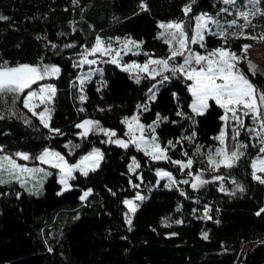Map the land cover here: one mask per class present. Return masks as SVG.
Returning a JSON list of instances; mask_svg holds the SVG:
<instances>
[{
    "label": "trees",
    "instance_id": "16d2710c",
    "mask_svg": "<svg viewBox=\"0 0 264 264\" xmlns=\"http://www.w3.org/2000/svg\"><path fill=\"white\" fill-rule=\"evenodd\" d=\"M225 8L233 12L223 0H0V16L7 17L0 19V66L60 69L50 80L56 89L50 128L24 107L23 93L0 95V154L27 166L42 165L37 157L45 150L60 153L70 164L94 147L103 154L95 171L87 176L76 172L64 191L54 169L39 196L16 182L0 184V264H264V184L252 175V161L264 155L259 151L264 132L247 130L259 132V121L242 116L244 127H233L221 119L225 111L212 100L203 115H195L191 81L179 72L166 73L169 78L155 99L148 92L156 78L143 76L137 83L108 62L100 77L77 83L75 59L97 37L104 43L124 38L140 43L139 53L125 61L167 59L170 50L159 37L160 23H182L190 37L196 17L206 15L226 26L224 36L206 33L194 49L201 54L217 48L241 53L238 68L264 89V78L248 69L242 50L264 40V0L252 4L250 11L256 14L247 25L221 11ZM233 20L241 25L229 26ZM135 113L145 128L153 125L169 160H152L130 143L123 119ZM157 114L158 126L153 124ZM84 120L99 121V127L116 132L111 141L120 139L129 146L110 142L98 130L82 137L76 125ZM224 129L226 146L236 141L243 155L232 168L214 170L207 160ZM17 153L30 158L23 160ZM133 158L139 164L134 173L129 170ZM189 158L190 168L171 162ZM158 170L179 179L199 175L208 183L167 186ZM137 194L143 199L129 213L124 201Z\"/></svg>",
    "mask_w": 264,
    "mask_h": 264
},
{
    "label": "snow or ice",
    "instance_id": "6c2138e0",
    "mask_svg": "<svg viewBox=\"0 0 264 264\" xmlns=\"http://www.w3.org/2000/svg\"><path fill=\"white\" fill-rule=\"evenodd\" d=\"M259 0H249V3L255 4L258 3ZM73 3H78V0H73ZM224 4H236V0H223ZM185 14L191 11V7L186 6ZM221 11L227 12L228 9H221ZM259 11V9H257ZM256 13L253 11H239L238 16L245 21V25H247L249 21L250 15H255ZM261 15H264V12H261ZM0 19H7V17L0 16ZM196 31L193 36L190 38L184 31V26L182 23L174 22L168 24H161L160 27L163 29H174L175 32L169 33L172 40H175L178 44V47L175 49H171V55L167 59H152L144 63L143 65L133 63L131 65L125 66V71H130L132 69H137L141 72L148 73L153 79L157 75H162L163 72L170 71L173 75L177 72L183 73L188 80L193 81L190 91L193 96V102L190 105L191 111L195 115H203L204 112L209 107V101H215L217 105L225 110V115L221 117L222 120L227 121L228 119H232L238 122L241 128L244 127L243 120L241 116H251L253 121H259V132L257 135H260L261 132H264V89H258L256 85H254L248 77L238 68V64L241 61V57L238 56L235 52H232L226 48H217L208 53V55H199V54H189L185 55V51L187 49L188 43L195 44L198 41L204 40V31L207 30L211 32V29L208 28L209 21L212 23H216L215 20H211V18H206L205 16L196 17ZM237 23L236 20L231 22L232 25ZM242 25L241 27H243ZM177 33L179 36L177 37ZM216 35L224 36V32L221 31L219 33H213ZM163 36L164 34L161 33ZM250 39H255V37H246ZM260 39H264V36H261ZM166 43L169 41L166 39ZM129 44L135 45L137 48L140 46L135 41L128 40L125 43V48ZM73 45H66V47H72ZM203 47V44H201ZM53 47H55L53 45ZM250 45H244L243 51L246 52ZM130 51V49H128ZM111 45L105 46L104 41L97 37L95 41V46L91 48V50H85L83 54L82 63L84 64H95L96 60H89L88 55H95L96 53L110 54L112 52ZM119 52L116 53L118 57ZM147 55V54H146ZM182 56L184 57L183 63L178 66H171L169 64L170 60H174L176 57ZM113 64H118V59H112L110 61ZM198 65L199 68L193 66ZM150 65L159 66V71L157 68H151ZM249 70L252 71L253 75H255L254 66H249ZM60 73V69L54 65H37L32 66L28 64H21L16 67H7L0 66V95L5 93L11 94H19L24 93L25 89H31L33 84H36L37 81L44 80L47 77L58 76ZM168 76H163L164 80H167ZM137 83L140 81V77H136ZM81 85L84 83V79L80 80ZM155 87V85H153ZM151 92V89H149ZM56 94V89L54 86H41L39 90V94L35 91H29L24 100V107L27 108L34 116H37L40 120V123L43 124L45 128H50L49 121L51 119L50 109L44 108L42 111L37 112L35 110L39 105H33L31 101L33 99L39 98L40 103L50 102L52 98ZM151 99H155V95L153 94ZM81 101L85 100V96L80 97ZM140 107V106H138ZM83 111V109H81ZM229 113L231 114L229 116ZM177 115H183L181 112H177ZM160 116L157 114V120L153 122L156 126L160 121ZM167 120V117L163 118ZM128 125V133L131 134L130 143L135 144L137 149H141V144L147 145L148 147L143 148L142 150L145 152V155L151 157L152 160H169L170 158L167 156V149L161 148L160 144L157 143V138L153 135L151 141L147 140L144 137L145 126L140 123L138 116H133L131 120L127 118L123 121ZM77 128L82 129L80 135L82 137H87L90 132L94 130H98L103 132L104 135L110 138V142H114L118 144L122 148H127L129 146L128 142L117 139L115 141H111V137L116 136L115 131H111L108 129H104L99 127V121L93 120H84L82 123L76 125ZM149 130L152 132L155 131L153 125H148ZM51 131L59 132L58 129H50ZM248 131H256V129H247ZM135 132H139L140 136L136 137ZM239 131L236 132V136H239ZM193 135H195L193 133ZM220 141L221 145L225 144V132H221L220 136L217 137ZM168 144L172 146V141H168ZM261 144L264 145V140H261ZM240 147H247V145H240ZM151 149V150H149ZM261 153H264V146L259 148ZM16 155L20 156L23 160H28L30 157L25 153H17ZM187 155V153H185ZM243 155V153H239L237 151H232L229 153L226 147H222L216 150L215 156L221 157L219 161H217L213 155L209 154L208 162L213 165L214 170H218L221 166L226 168H232L235 161L239 159V156ZM37 159H39L43 163L51 164L53 168L60 169L61 179L60 183L64 185L65 190L69 188L68 180L74 179L73 172L75 170H79L82 175L87 176L88 171H95L97 167H99L100 161L103 159V154L94 150L89 155L83 157L78 164L69 165L68 162L64 159L63 156L58 152H52L49 150H45L42 154H40ZM4 160L8 161L10 168L13 170L10 172V175L15 174V170L19 169L21 172H30L34 171L32 169H28L26 167H22L17 164L15 160H12L10 157H4ZM174 164H177L184 168H190L193 164V160L189 158L186 163L182 161H171ZM130 170L134 171V168H138L139 164L136 163L135 158H133V165H130ZM3 168V165L0 164V169ZM253 168V178L264 184V178L257 175V172L264 173V159L258 158L256 161L252 163ZM43 171V169H40ZM158 176L168 177L170 180L172 179L171 174L165 171L157 172ZM16 179H19V176H15ZM216 180H222L223 177L217 176ZM196 180L199 181L200 184L208 183L206 180H202L200 176L196 177ZM7 181L0 179V183H6ZM187 183V181H184ZM199 185L193 184L192 187L196 188ZM223 190V188L221 189ZM243 191L242 188H240ZM89 195L88 192L84 193V196L81 199H84ZM136 199L142 200L143 197L137 195ZM125 205L128 207L129 213H135L137 205L132 200H125ZM264 212V209H261ZM260 213L258 212L257 215ZM127 223L131 224V218L127 220ZM204 238L207 239V234H204Z\"/></svg>",
    "mask_w": 264,
    "mask_h": 264
},
{
    "label": "rangeland",
    "instance_id": "374dc122",
    "mask_svg": "<svg viewBox=\"0 0 264 264\" xmlns=\"http://www.w3.org/2000/svg\"><path fill=\"white\" fill-rule=\"evenodd\" d=\"M252 6V3H249V0H236V4L235 5H232L230 4V7H232L233 9V12L231 11H227V14L229 16H232V15H235V18L238 20H242V18H240L238 16V13L239 11H250V8ZM235 12V13H234ZM199 16H205L206 18H211V20H215L216 23H212L211 21H209V24H208V28L211 29V32L205 30L204 31V38L206 36V33L207 34H211V33H219L221 31H225L226 30V26L223 24V23H220L217 19L213 18L212 16H206V15H199ZM245 22V21H244ZM168 23H174V22H165V23H160L161 24H168ZM196 24H197V20H196V23L194 25V29H193V32L191 34V36H193L195 34V31H196ZM159 25V26H160ZM228 25L230 26H234V27H238L241 25V22L240 23H236L235 25H232L231 22L228 23ZM185 31V30H184ZM172 32H175L174 29H163L160 27V33H159V37L165 41L166 39L169 41L167 43L168 47H169V50L170 48L171 49H175L178 47V44L176 43L175 40H172L171 36L169 35V33H172ZM161 33H163L164 35L162 36ZM187 34V32H185ZM179 36V34L177 33V37ZM190 36V37H191ZM189 37V38H190ZM128 40H131V39H114L108 43H104L105 46H108V45H111V48H112V52L110 54H104V55H101V53H96L95 55H88V59L89 60H96L97 62L95 64H84L82 63V60H83V54L85 53V50H91L92 47L95 46V43L89 47V48H84L81 53L76 57L75 59V64H76V67L78 68L79 70V74L77 76V83L78 85H81L80 83V80L81 79H84V82L86 81H89L90 79L94 78V77H97V76H101V72H102V65L105 64V63H111L110 61L112 59H118L119 63L118 64H115L121 71H124V72H128L129 74H131L132 77H134L136 79L137 76L140 77V80L143 76H148L150 78H152L148 73H145V72H141L137 69H132L130 71H125L124 68L125 66L127 65H131L133 63H136V64H140V65H143L144 63H146L149 58H152V59H157V58H153V57H148L146 59L145 62L143 63H139L137 61H134V60H130V61H125V58L132 54V55H137L140 51V46L137 48L135 45H132V44H129L127 46V49L125 48V43L128 41ZM133 41V40H132ZM136 42V41H135ZM200 41H198L197 43L195 44H198ZM137 44L140 45V43L136 42ZM199 45V44H198ZM130 49V51L128 50ZM119 52V56L117 57L116 56V53ZM243 53L245 54L244 55V61L246 62V65L249 69V66H254V71L255 73H259L263 78H264V40L261 41V42H256L255 44H253L251 47H249L247 49L246 52L243 51ZM189 54H199V55H208V53H204V54H201L199 52H197L195 49H194V44L192 43H188L187 45V49L185 51V55H189ZM238 56H242L241 53H236ZM170 55H171V51H170ZM178 57L180 58L178 60ZM176 57L174 60L172 61H169V64H170V67L171 66H178L180 64L183 63V60H184V57L182 56H178ZM241 60H242V57H241ZM113 64V63H112ZM193 66L199 68L198 65H195L193 63ZM151 68H157V70L159 71V66L157 65H150ZM169 73H171L170 71H168ZM168 72H163L162 75H157L155 76L156 78V82L153 84L155 85V87H151V92L149 91V96L151 97L153 94L156 96V94L158 93L159 89L161 88V85L163 84V76H167L166 73ZM252 72V71H251ZM180 73V72H179ZM183 74V73H181ZM184 75V74H183ZM185 76V75H184ZM186 77V76H185ZM56 78V76H53V77H47L45 78L44 80H41V81H37L36 84H33L31 89H25V92L23 93L24 94V99H23V102L26 98V95L29 91H35L39 94V90H40V87L41 86H48V85H51L53 86V84L51 83L50 80ZM187 78V77H186ZM193 81H191V85H192ZM191 85L189 86V92L192 96V93L190 91V87ZM193 96H192V102H193ZM51 102H45V103H40V99L39 98H36V99H33L31 101V103L35 106V105H39V107H36L35 110L37 112H40L42 111L44 108H48L50 109V105H51ZM191 102V104H192ZM190 104V105H191ZM191 108V107H190ZM225 111V110H224ZM32 113V112H31ZM50 114H51V109H50ZM138 113H135L133 114L132 116L130 117H126L128 120H131V118L133 116H137ZM231 114L229 113V116ZM242 117V116H241ZM123 119V121H125V119ZM245 118L247 119H251V116H245ZM228 121L231 123V126H237L238 122L235 121V120H232V119H228ZM124 126H125V130H126V135L127 137L129 138V141L131 139V134H127L128 133V125L126 123H124ZM43 125V124H42ZM259 130V129H258ZM223 132H225V129L223 130ZM254 134H257V131H253ZM155 136L156 137V133L155 132H152L151 130H149V128H145L144 130V137L151 141V138L152 136ZM135 136L136 137H139L140 136V133L139 132H135ZM220 136V135H219ZM158 143V141H157ZM235 145L230 148H228L226 146V143L224 145H221L220 141H219V145L216 149H214L212 152H211V155L214 156V158L219 161L221 159V157L219 156H215V153H216V150L217 149H220L222 147H226L227 150L230 152L232 151H237L239 152V145L238 143H236V141H234ZM233 143V144H234ZM132 144V143H131ZM134 147L137 149V147L135 146V144H133ZM145 147H148L147 145H144V144H141V149H138L139 151H141L143 154H145V152L142 150L143 148ZM94 150H98L101 152V149L100 148H97V147H94L93 149H91L89 152H87L86 154H84L83 156H81L75 163L73 164H70L68 163L69 165H74V164H78L81 159L87 155H89L90 153H92ZM151 150V149H149ZM51 151V150H49ZM44 152V151H43ZM42 152V153H43ZM52 152H55V151H52ZM41 153V154H42ZM240 153V152H239ZM61 155V154H60ZM63 156V155H61ZM4 157H10L12 160H15L13 157L9 156V155H6V154H0V164L3 165V168L0 169V179H3L7 182H16L18 183L24 190L28 191V192H31L33 193L34 195L36 196H39L43 193V184L46 180V178L48 177V175L50 174V170L54 169L56 170V173H57V181L59 182V184L61 185L62 187V191L65 190L64 188V185L60 183V179H61V172H60V169L58 168H53L51 166V164H48V163H43L41 162L39 159L38 161L40 162V164L42 165H39V166H27V165H24V164H20L17 160H15V162L19 165H21L22 167H26L28 169H32L34 171H30V172H21L19 169H16L15 170V174L14 175H10L9 173L12 172L13 170L10 168L9 164H8V161L4 160ZM64 157V156H63ZM151 158V157H150ZM260 159H264V155L263 156H260L258 157ZM258 158H255L253 161H256ZM65 159V158H64ZM66 160V159H65ZM157 161V160H155ZM252 161V163H253ZM101 162V161H100ZM100 164V163H99ZM130 165H133V159L131 161V163L129 164ZM207 166L211 169H213V165H211L208 160H207ZM98 168V167H97ZM96 168V169H97ZM40 169H43V171H40ZM129 170H130V167H129ZM137 170V168H134V171L133 170H130L132 173H134L135 171ZM253 170V168H252ZM92 170H89L88 172H90ZM159 171H163V170H158L157 172ZM78 172L81 174V172L77 169L73 172V176L74 174ZM166 172V171H165ZM18 175L19 176V179H16L15 176ZM257 175L261 176L262 178H264V173L262 172H257ZM190 177H186V178H175L171 175L172 179L170 180L168 177H161V176H158L160 180H163L165 182V184L167 186H178L179 184L183 185V184H186L184 183V181H187V183H190V184H198L199 181L196 180V177H191V175L189 174ZM199 176V175H198ZM69 181L70 179L68 180V184H69ZM2 184V183H0ZM69 189V188H68ZM138 195V194H137ZM137 195L135 197H133L132 199H128V200H132L136 205H138L139 201L138 199H136ZM140 196V195H139ZM127 207V206H126ZM128 209V207H127ZM129 211V210H128Z\"/></svg>",
    "mask_w": 264,
    "mask_h": 264
}]
</instances>
